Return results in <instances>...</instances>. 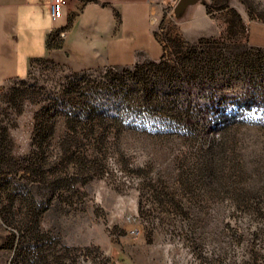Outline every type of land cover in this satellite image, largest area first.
<instances>
[{
    "label": "rangeland",
    "instance_id": "obj_1",
    "mask_svg": "<svg viewBox=\"0 0 264 264\" xmlns=\"http://www.w3.org/2000/svg\"><path fill=\"white\" fill-rule=\"evenodd\" d=\"M151 5L158 60L0 87V264H264V0Z\"/></svg>",
    "mask_w": 264,
    "mask_h": 264
},
{
    "label": "crops",
    "instance_id": "obj_2",
    "mask_svg": "<svg viewBox=\"0 0 264 264\" xmlns=\"http://www.w3.org/2000/svg\"><path fill=\"white\" fill-rule=\"evenodd\" d=\"M152 14L151 0H65L53 19L46 0H0V87L24 78L40 59L73 70L158 60Z\"/></svg>",
    "mask_w": 264,
    "mask_h": 264
},
{
    "label": "trees",
    "instance_id": "obj_3",
    "mask_svg": "<svg viewBox=\"0 0 264 264\" xmlns=\"http://www.w3.org/2000/svg\"><path fill=\"white\" fill-rule=\"evenodd\" d=\"M162 53H163V51H162ZM161 57H162V54H161ZM160 57V58H161ZM249 63H245L244 65L245 66H248L249 68L248 69H250L251 71H253V69H254V71L256 70V67L254 66V63L252 64V63H250L249 65H248ZM258 69V72L259 73H262V74H260V75H262V76H259L261 79H264V77H263V72H260V70H264V61L263 62H261V64H260V67L259 68H257ZM262 70V71H263ZM251 78H249V80H250ZM233 117H235L234 115H232V114H230V115H228V114H225V113H222V114H220L217 118H216V120L214 121V123H213V125H214V127L217 129V130H219L220 131V133H221V136L219 137V140H221V139H223L224 138V136L222 135L223 133H224V128L226 127V126H228L229 124H233L234 122H235V120L233 119ZM260 123H262L263 125H264V120L263 119H261L260 120Z\"/></svg>",
    "mask_w": 264,
    "mask_h": 264
},
{
    "label": "built area",
    "instance_id": "obj_4",
    "mask_svg": "<svg viewBox=\"0 0 264 264\" xmlns=\"http://www.w3.org/2000/svg\"><path fill=\"white\" fill-rule=\"evenodd\" d=\"M50 8V14L53 19L60 16L61 6L65 3V0H46ZM64 31L59 32V36H63Z\"/></svg>",
    "mask_w": 264,
    "mask_h": 264
}]
</instances>
